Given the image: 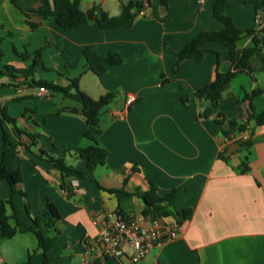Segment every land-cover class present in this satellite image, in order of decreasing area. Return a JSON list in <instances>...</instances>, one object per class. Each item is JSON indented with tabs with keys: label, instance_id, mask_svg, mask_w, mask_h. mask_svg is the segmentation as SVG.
I'll return each instance as SVG.
<instances>
[{
	"label": "crops",
	"instance_id": "1",
	"mask_svg": "<svg viewBox=\"0 0 264 264\" xmlns=\"http://www.w3.org/2000/svg\"><path fill=\"white\" fill-rule=\"evenodd\" d=\"M20 1L28 7L41 2ZM141 1L146 14L139 15L129 28L102 29L86 23L65 29L53 18L41 20L30 14V19L40 22L32 29L12 0H0L4 52L0 58V164L4 158L9 170L20 169L23 175L15 193L0 176V198H12L22 229L5 239L0 225V264H46L36 235L27 229L32 224L30 214L47 220L48 202L61 215L55 224L59 232L48 253L50 263L84 264L86 240L100 229L96 220L110 210L143 212L145 203L135 193L149 190L150 180L157 184L159 195L178 190L174 208L180 216H169L179 222L178 235L137 263L111 257L89 258L88 264H264V125L257 126L253 134L249 171H236L234 167L246 155L240 151L244 132L218 123L215 116H200L202 108L195 95L215 79L217 70L230 68L228 50L205 43L202 47L207 51L201 61L186 58L176 69L178 56L172 53L202 31L222 29V22L213 16L215 0H168L167 7L161 0ZM94 5L110 16L121 11L120 0H80L85 11ZM226 11L241 30L257 26L253 3L227 0ZM47 40L50 44L42 58L50 70L25 77L6 69L30 66L32 53ZM252 45L250 36L238 41L240 49ZM85 47L101 56L115 51L123 62L109 64L97 75L86 70ZM214 50L220 53L219 64ZM22 53L30 57L25 59ZM77 76L80 88L93 98L110 90H119L121 95L101 115L99 141L109 151L105 164L97 166L92 176L64 178L60 168L37 157L33 152L37 147L30 150L25 145L28 138L20 130L39 131L41 147L86 169L75 154L87 143L85 119L79 113L59 112L76 101L49 89L42 93L34 82L41 79L67 86ZM256 88L263 92L253 98V112H261L264 71L239 72L223 88L219 110L227 119L248 120L250 102L244 98ZM129 93L137 100L127 107ZM183 94H187L185 101ZM26 110L29 118L24 117ZM4 113L16 122L7 120ZM5 132L10 141L7 150ZM63 187L70 192L65 193ZM111 188L122 191L107 190ZM186 209L190 210L188 217L183 215ZM8 213L13 215L11 206ZM11 222L15 224L14 217Z\"/></svg>",
	"mask_w": 264,
	"mask_h": 264
},
{
	"label": "trees",
	"instance_id": "2",
	"mask_svg": "<svg viewBox=\"0 0 264 264\" xmlns=\"http://www.w3.org/2000/svg\"><path fill=\"white\" fill-rule=\"evenodd\" d=\"M12 2L26 14V23L32 29L37 28L40 22L30 19V14L38 15L41 20L53 18L65 29H72L86 23H93L102 29L129 28L134 25L136 18L140 15V11L145 7L141 0H120V13L110 16L100 5H94L87 11L83 10L80 6V0H41L37 7L25 6L20 0H12ZM240 2L253 3L257 13H262L261 20L257 23V26L246 30L239 29L234 23L233 18L226 11L227 0H215L213 16L222 22V29L218 31H202L180 51L170 52L178 56V61L175 64L176 69L180 61L186 58L201 61L207 51L206 48L202 47L205 43L214 42L228 50L231 62L230 68L225 72L217 70L215 79L195 91V95L200 101V106L202 108L200 116H215V120L218 123L224 125L228 123L231 127L237 128L239 133H243L246 130L249 131V138L240 143V151L245 150L246 155L242 163L234 167L236 171L243 173L249 171L247 163L251 156L250 148L253 145L252 138L255 129L257 126L264 125V109L259 113H254L252 105L253 98L262 94L263 91L260 88H256L245 96L244 99L250 102V116L246 121L227 119L224 113L219 110V105L222 99L223 88L239 72L247 71L252 73L255 71H264V0H240ZM161 3L164 7L168 6V0H161ZM243 36H250L252 38L253 45L251 47L243 49L238 47V41ZM1 42L2 39L0 38V58L4 55ZM49 44L50 41L47 40L42 47L36 49L32 53L33 59L30 66L27 68L12 69L6 67V69L16 70L25 77L35 75L39 70H50L42 58L43 51ZM215 52L219 64L220 53L219 51ZM22 56L27 59L30 57V54L22 53ZM83 57L86 61V70H90L97 75L105 72L107 65L120 64L123 62L121 55L115 51H110L106 56H101L92 47H85L83 50ZM79 81L80 76H77L70 79V83L67 86H62L54 81L34 79L35 84L46 86L53 93H61L63 96L76 101V105L61 108L59 112L70 111L79 113L82 114L85 119L86 130L84 132V137L87 143L85 146L80 147L75 154L79 160L85 163L86 169H80L75 165L69 164L64 157L55 156L44 147H41L39 131L20 130L21 134L28 138L25 145L30 150H33V147H37V152L33 150L37 157L45 158L50 164L60 168L64 178L69 176L78 178H84L88 175L92 176L93 170L97 166L105 164L109 151L106 147L102 146L99 141L100 135L103 132L101 115L103 109L121 95L119 90H110L96 99L80 88ZM182 99L184 101L187 100V94H183ZM27 112V110L24 112V117L29 118ZM4 117L11 122H16L15 118L9 117L5 113ZM4 141L5 150H7L10 146V141L6 132L4 134ZM220 158L226 160V157H223V155H220ZM0 176L8 181L13 193L18 192V185L23 180L22 171L20 169L9 170L3 158L0 164ZM98 185L102 187L100 184ZM107 190L110 192L122 191L116 188ZM20 192L26 196L25 192ZM135 194L143 199L145 203L143 212L146 214L152 216H180V212L174 208V202L178 195V190L176 189L164 195H159L157 184L150 180L149 190H137ZM8 206H11L13 209V215L8 213ZM189 211V209H186L183 212L184 217L189 216ZM28 213L30 214L29 210ZM45 213L48 216L45 222H42L40 216H33L30 214L32 224L27 230L36 235L38 246L43 250L45 255V263L51 264L48 253L52 249L59 232L55 224L60 219L61 215L52 202L47 203ZM13 217L15 218V224L11 222ZM0 225L2 230L1 236L5 239L12 238L18 231L22 230L19 218L17 217V207L12 198H0ZM95 264H98V262Z\"/></svg>",
	"mask_w": 264,
	"mask_h": 264
},
{
	"label": "built area",
	"instance_id": "3",
	"mask_svg": "<svg viewBox=\"0 0 264 264\" xmlns=\"http://www.w3.org/2000/svg\"><path fill=\"white\" fill-rule=\"evenodd\" d=\"M145 7L140 15H145ZM262 13H257V23L260 22ZM42 93H48L46 86H40ZM137 100L133 93L126 97L129 107ZM248 130L243 133V139H248ZM65 193L70 192L69 187H63ZM100 229L97 235L86 240V256L84 264L89 263V258L104 260L107 258L127 257L131 262L143 260L157 246L174 239L180 229L176 218L169 216H152L144 212L125 213L119 210L107 211L99 220Z\"/></svg>",
	"mask_w": 264,
	"mask_h": 264
},
{
	"label": "water",
	"instance_id": "4",
	"mask_svg": "<svg viewBox=\"0 0 264 264\" xmlns=\"http://www.w3.org/2000/svg\"><path fill=\"white\" fill-rule=\"evenodd\" d=\"M239 158H237V160H238ZM232 165L233 166H237L238 164L235 162V161H232Z\"/></svg>",
	"mask_w": 264,
	"mask_h": 264
},
{
	"label": "rangeland",
	"instance_id": "5",
	"mask_svg": "<svg viewBox=\"0 0 264 264\" xmlns=\"http://www.w3.org/2000/svg\"><path fill=\"white\" fill-rule=\"evenodd\" d=\"M54 94H58V93H54Z\"/></svg>",
	"mask_w": 264,
	"mask_h": 264
}]
</instances>
